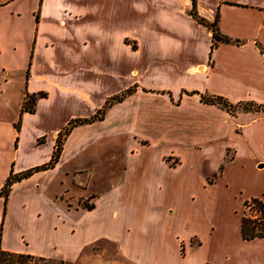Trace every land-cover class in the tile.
Wrapping results in <instances>:
<instances>
[{"label":"crops","instance_id":"0c3cea01","mask_svg":"<svg viewBox=\"0 0 264 264\" xmlns=\"http://www.w3.org/2000/svg\"><path fill=\"white\" fill-rule=\"evenodd\" d=\"M211 26L227 41L212 44ZM1 53L20 67L12 70L0 61V105L9 102L10 79H18L13 112L0 113V190L10 174L46 164L57 134L70 120L89 118L107 98L120 96L100 118L69 129L52 166L31 171L0 195L1 251L75 262L84 248L103 240L132 264L160 258L171 264L162 236L151 250L148 244L149 263L140 256V243L127 248L117 234L122 219L129 234L132 222L137 228L153 218L143 198L112 201L90 189L76 196L77 201L83 198L81 204L70 205L59 193L46 195L60 168L72 165L65 171L81 173L79 158L98 151L109 152L115 159L109 173L120 176L108 190L136 192L151 202L167 189L171 198L182 199L187 170L181 168L190 155L207 167L200 190L214 188L220 160L202 155L211 146L219 157L226 153L229 158L239 148L257 157V167L264 166V0H0ZM26 95L36 96L32 111H21ZM200 95L221 96L231 104L250 102L251 108L229 110ZM157 164L161 176L155 173ZM178 170L185 171L183 181L170 186L167 175ZM88 184L89 179L80 183ZM31 196H39V208L52 209L51 230L64 233L65 242L54 246L50 240L51 248L36 250L23 231L17 233L18 246L5 242L13 207L44 219L47 211L41 216L39 208L33 209ZM252 198L264 203L251 195L243 207ZM161 207L158 223L178 212L175 201ZM117 214L119 220L111 223ZM173 234L172 257L191 263L192 251L202 248L201 238L194 232L183 240ZM238 236L243 242L264 238L243 239L240 222ZM200 264L209 263L204 259Z\"/></svg>","mask_w":264,"mask_h":264},{"label":"rangeland","instance_id":"374dc122","mask_svg":"<svg viewBox=\"0 0 264 264\" xmlns=\"http://www.w3.org/2000/svg\"><path fill=\"white\" fill-rule=\"evenodd\" d=\"M0 61L12 70H17L20 67L17 61H12L4 53L0 54ZM16 77L17 76H14L10 79L13 84L6 88L7 92L5 93L7 95L6 98L9 100V104H2L1 102L0 113L1 111L4 113L13 112L11 109L13 108L12 104L17 98L16 86L18 79ZM61 131L60 135L59 133L57 134V136L59 135L60 137V147L62 145L61 143H63V137L65 136ZM140 142L142 144L145 143V141L142 140ZM55 145L56 141L53 143V150ZM241 151L242 150L239 148H234L233 158H229L226 153H223V155L219 157L216 146H211L202 152V155L207 154V156L211 157L214 163L220 160L219 162L222 166L220 176L216 179L215 187L208 191L200 190L199 188V179L204 177L207 171L206 165L203 163L199 164L191 155L186 157L185 164L181 168L187 170L185 173L187 179L184 184L185 195L182 199L180 197H177V200L171 198L169 189L162 192L158 200H153L152 202L149 196L143 197V195L140 196L136 192L128 194V192H122V189L119 191L108 190L109 185L113 184L115 181L118 183L116 179H119L120 176H118V174L112 175L109 173L111 162L115 159L109 157V152L103 150L96 152L92 157L85 156L79 158L77 163L83 168L81 173L71 174L69 171H65L68 167H72V165L60 168L52 179V182L49 183L46 189V195L50 197L54 193H59L57 197L62 199L64 203L70 205L79 203L83 198H79L77 201L76 196L84 195L86 191L90 189L104 194V198L111 199L112 201H120V198L123 201H136L138 198H143V201L146 202L145 210L148 216L152 215L153 218H150L149 222L145 221L142 225H137V228L135 227V223L132 222L127 228L131 232L129 234L125 231L124 219H122V222H119L120 226L117 234L119 237L124 238V245L127 246V248H135L136 243H140V245L137 246L140 256L144 260H148L149 263H151V261L153 262V260L149 255L151 251H147L149 249L148 244L151 250L152 242L156 239H160L159 235L162 236L161 243L163 246L162 248H164L163 250H168L170 256H173V254L175 255L176 249L174 246L175 241L173 233L177 232L181 236L180 239L183 240L184 236L187 234L189 236V233L194 232L201 238L202 248L199 250L196 249L197 251H192L194 253L191 254V256H193L191 261L192 264H200L204 259H206V262L209 264H238L241 260L248 263L264 264V238L243 242L238 236L239 222L242 216L258 221L260 215L259 209L255 203H251L249 207L244 209V199H247L251 195H255L264 201V166L257 167L255 164L257 157L250 156ZM200 155L201 154H199V156ZM171 159L172 158H165V161L167 163H172L175 160ZM154 170L159 176L163 174L158 164L155 166ZM184 172V170H178L177 172L169 173L167 177L170 180V186L173 183L177 184L183 181L180 178ZM86 179H89V184L84 188L80 183L86 181ZM188 191L193 193H189ZM110 192H112L113 195ZM190 195H193L192 200L190 199ZM89 199L90 198H87V201H89ZM30 201H32L33 206H35L33 209L39 208V205H42L39 196H31L29 198V203ZM165 201L170 203L172 201L177 202L178 212L173 217L160 218V222L158 223L156 222V216L158 214L160 216L163 215L161 204L163 202L165 203ZM58 205L64 210L63 205ZM39 209L41 211V216L42 214L44 216L43 209L47 211L43 220H41V217L39 219L33 218L28 212L20 213L16 207H13L9 212V222L7 224L9 228L6 231L5 242L18 246L17 233L19 231L24 232L29 241V245L36 250L51 248L50 240H53L52 245L54 246H58L60 242H65L64 233H56L51 230L53 225L51 226L50 223L54 221L55 216V214L51 212L52 209L45 205L41 206ZM117 215L116 217L113 216L110 218L111 223H115V221L117 222L119 220L120 215ZM259 220L261 221V219ZM157 231H160V233L156 234ZM126 234H128L127 237H122ZM56 238L59 241L58 243L55 242ZM172 256L170 257L171 264H191L186 261L187 259L179 260ZM0 264L132 263L120 256L113 243L102 240L96 241L90 247L84 248L75 262H67L59 258H40L35 256L16 257L15 255L10 257L7 255H0ZM153 264H166V262L160 258L157 262H153Z\"/></svg>","mask_w":264,"mask_h":264},{"label":"trees","instance_id":"16d2710c","mask_svg":"<svg viewBox=\"0 0 264 264\" xmlns=\"http://www.w3.org/2000/svg\"><path fill=\"white\" fill-rule=\"evenodd\" d=\"M199 21H202L201 19H198ZM213 25V24H211ZM211 30H212V40L213 43H215V41L217 40H221V41H227V37L220 35L217 30L214 28V26H211ZM120 96H112L110 98H107L103 105L96 110V112L90 116L89 118H77V119H73L70 120L67 125L62 129V133L63 135H66L69 131V129L71 127H73L76 124L82 123V122H86V121H91L93 119H97L100 118L105 110V108L114 100L119 99ZM35 95H26L21 102V111H32L33 110V105L35 102ZM200 100H203L206 103H212V104H217L219 106L225 107L226 109L232 110L235 107H239L241 106L243 109H250L251 108V103L250 102H244V103H236V104H231L228 103L223 97L221 96H204V95H200ZM60 135V132H59ZM59 135L56 138V145L54 146V150L53 153L51 155V158L49 159V161L46 164H43L42 166L39 167H35L33 169L30 170H26L24 172H21L19 174H14V175H9L7 176V178L5 179L3 186L0 190V195H6V192L10 186L11 183H13L14 181L19 180L22 177H26L27 175H29L31 173V171L36 170V169H43L46 167H50L52 166V164L55 162L56 156H57V152L59 150V145H60V137ZM251 203H255L259 209V217H258V221L253 220V219H249V218H245V216H242L240 219V235L243 239H251L253 237H262L264 236V203L261 202L259 199L257 198H252L248 201H245L244 203V207L247 206L248 204ZM83 207L85 208H89L90 205L83 203L82 204ZM261 219V221L259 220ZM0 255H7V256H13L15 255L16 257H30L29 255H24V254H15V253H11V252H5V251H1L0 250Z\"/></svg>","mask_w":264,"mask_h":264},{"label":"built area","instance_id":"2783aa9c","mask_svg":"<svg viewBox=\"0 0 264 264\" xmlns=\"http://www.w3.org/2000/svg\"><path fill=\"white\" fill-rule=\"evenodd\" d=\"M249 205H250V204H248L247 206H245L244 209H245L246 207H249Z\"/></svg>","mask_w":264,"mask_h":264}]
</instances>
